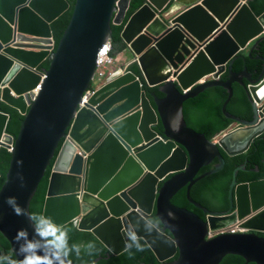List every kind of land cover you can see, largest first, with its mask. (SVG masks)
<instances>
[{
    "label": "water",
    "instance_id": "water-1",
    "mask_svg": "<svg viewBox=\"0 0 264 264\" xmlns=\"http://www.w3.org/2000/svg\"><path fill=\"white\" fill-rule=\"evenodd\" d=\"M249 1L144 0L121 33L140 75L129 69L132 64L109 72L80 107L94 86L98 54L113 40L112 25L124 24L133 0H76L53 52L52 23L69 10L68 0H0V101L24 116L14 136L7 132L10 115L0 110V149L12 147L0 189V233L16 262L32 256L41 258L39 264L69 262L29 212L51 165L41 217L90 232L107 257L141 239L160 264H220L227 255L264 264V177L237 183L245 165L235 168L225 211L190 197L197 182L223 169L220 150L229 157L244 154L264 133V60L257 80L246 70L232 72L234 60L246 50L250 57L264 40V13L256 16ZM46 61L49 68H41ZM234 84L245 90L251 120L226 112ZM153 87L162 97L143 90ZM214 87L227 92L221 113L234 127L207 140L187 126L183 104ZM250 128L258 130L241 149L227 148L228 133ZM182 189L204 218L171 203ZM153 215L158 223L151 222ZM236 223L245 232L206 238L208 231Z\"/></svg>",
    "mask_w": 264,
    "mask_h": 264
},
{
    "label": "trees",
    "instance_id": "trees-1",
    "mask_svg": "<svg viewBox=\"0 0 264 264\" xmlns=\"http://www.w3.org/2000/svg\"><path fill=\"white\" fill-rule=\"evenodd\" d=\"M76 0H68L70 8L56 21L52 23V30L56 46L63 36L72 17ZM144 0H133L131 8L126 16L124 24L121 26L112 25L113 40L111 56L116 57L120 53L129 50L128 46L123 42L121 33L125 23L131 15L143 4ZM249 7L252 12L259 16L264 13V0H250ZM264 60V40H262L255 50L252 51L250 57L247 52H242L232 64V72L235 74L246 70L252 80H257L262 72ZM50 61H46L41 68H49ZM131 71L140 75V70L137 64H132L129 68ZM228 73L225 72L221 79L226 81ZM245 86L247 85L244 82ZM149 94L154 92L158 97H162L157 90V87L143 88ZM233 97L226 107V112L240 120H251L250 104L246 97L243 87L234 84L232 86ZM228 94L220 88H209L198 96L188 99L183 104V116L188 127L196 132L202 133L207 140H212L220 132L226 131L234 123L232 120H227L221 113V108L226 101ZM0 110L10 115V120L7 126V132L16 136L19 132L20 125L24 116L16 109L8 106L0 101ZM154 129L160 133L162 126L158 123ZM221 155L224 159L223 169L213 175L203 178L197 182L190 190V197L196 202L209 210L224 211L228 206V189L232 180V173L235 168L245 165L244 171L237 172L236 182H249L261 179L264 177V133L257 137L249 147V149L241 155L229 157L222 150ZM12 154L7 148L0 149V189L6 180V173L9 168ZM217 160L200 170L203 173L211 169ZM51 165L48 167L44 176L40 180L35 194L33 195L29 212L31 219L40 231L45 230L48 225H52L57 229L56 235L61 232L65 233L66 246L58 251L69 261L74 264H160L151 250L141 239L129 240L126 251L118 256L107 257L108 251L106 248L90 233L78 230L77 226L69 222L63 226H55L41 217L42 207L44 203L47 178ZM259 169L260 172H252L251 170ZM171 203L178 207L186 208L199 217L204 218L203 213L189 204L186 199L185 189L180 190L172 199ZM151 222L155 224L156 218H152ZM45 236V235H44ZM264 236V234H262ZM55 247L53 242L55 237L45 236ZM143 249L140 251L139 249ZM65 252L67 255H65ZM177 256L171 260H175ZM100 258L98 261L96 259ZM16 261L10 245L5 237L0 233V264H13ZM246 261L241 256L227 255L220 264H245ZM255 264V263H250Z\"/></svg>",
    "mask_w": 264,
    "mask_h": 264
},
{
    "label": "built area",
    "instance_id": "built-area-1",
    "mask_svg": "<svg viewBox=\"0 0 264 264\" xmlns=\"http://www.w3.org/2000/svg\"><path fill=\"white\" fill-rule=\"evenodd\" d=\"M53 50L56 48V42L55 39H53ZM111 52H112V43L111 41L107 42L103 48L100 50L98 57H97V69L95 72V77L93 79V83L94 86L89 88V90H87L85 92V94L82 97V103L80 104V107H83L85 105V103L88 101V99L95 93L96 89L101 86L103 84V78L109 73V72H113L116 69H110L107 71H99L104 65H106L107 63L109 64H114L115 62H117L118 59H114V57L111 56ZM137 63V58H134L132 64ZM44 78V76H43ZM40 90V86L37 87L35 90L32 91V93L34 94V98L33 100L36 98L38 92ZM186 91H184L185 93ZM9 151L12 150V147L8 148ZM241 232H245V230L240 229L239 228V223H236L235 225L226 228V229H221V230H217V231H208L207 233V239H211L213 237H216L218 235L221 234H225V233H231V234H235V233H241Z\"/></svg>",
    "mask_w": 264,
    "mask_h": 264
},
{
    "label": "clouds",
    "instance_id": "clouds-1",
    "mask_svg": "<svg viewBox=\"0 0 264 264\" xmlns=\"http://www.w3.org/2000/svg\"><path fill=\"white\" fill-rule=\"evenodd\" d=\"M13 199L14 198H10L9 202H12ZM15 211H16V214H20L21 210L17 207L15 209ZM56 232H57V229L55 227H53L52 225H48L45 230L41 231V234L45 235V236H49L50 235V236L55 237V240L53 242L56 244V247L63 249L66 246L65 233L61 232L60 235H56ZM19 235H25V231L21 230L19 232ZM31 247H33V245L30 244L29 248H31ZM139 250L143 251L142 248L139 249ZM65 255H67L66 252H65ZM40 260H41V258L32 256V257L26 258L24 261H21V262L13 261V264H39ZM47 264H51V261L50 260L47 261ZM61 264H65V262L61 261ZM68 264H71V261H69Z\"/></svg>",
    "mask_w": 264,
    "mask_h": 264
},
{
    "label": "bare ground",
    "instance_id": "bare-ground-1",
    "mask_svg": "<svg viewBox=\"0 0 264 264\" xmlns=\"http://www.w3.org/2000/svg\"><path fill=\"white\" fill-rule=\"evenodd\" d=\"M184 3L192 2L193 0H181ZM179 5L177 4L173 12L177 11L179 9ZM172 12V11H171ZM264 93V89H262L259 92V95H262ZM255 128L245 129V130H237L233 131L231 133H228L224 138V143L226 144L227 148L229 150H238L241 149L245 143L247 142L248 138L253 134V132L257 131Z\"/></svg>",
    "mask_w": 264,
    "mask_h": 264
},
{
    "label": "rangeland",
    "instance_id": "rangeland-1",
    "mask_svg": "<svg viewBox=\"0 0 264 264\" xmlns=\"http://www.w3.org/2000/svg\"><path fill=\"white\" fill-rule=\"evenodd\" d=\"M128 51L129 50H126V51L120 53L119 55H117L116 57H114V59H118L120 56L124 57L125 59H129V57L131 58L132 54L130 53V51L129 52ZM117 65H118V62H115L114 64L107 63L99 71H107V70L113 69L114 67L117 68ZM232 127H234L233 124H232V126L230 128H232ZM215 140H218V138L215 139Z\"/></svg>",
    "mask_w": 264,
    "mask_h": 264
},
{
    "label": "crops",
    "instance_id": "crops-1",
    "mask_svg": "<svg viewBox=\"0 0 264 264\" xmlns=\"http://www.w3.org/2000/svg\"><path fill=\"white\" fill-rule=\"evenodd\" d=\"M130 51V50H129ZM128 51V52H129ZM247 52V50H246ZM130 53L132 54V52L130 51ZM134 55L132 54L131 58L129 57V59H125L124 57L120 56L117 60L118 62V65H117V68L114 67V69H118L119 67H122V66H128L129 64H132L133 60H134Z\"/></svg>",
    "mask_w": 264,
    "mask_h": 264
},
{
    "label": "flooded vegetation",
    "instance_id": "flooded-vegetation-1",
    "mask_svg": "<svg viewBox=\"0 0 264 264\" xmlns=\"http://www.w3.org/2000/svg\"><path fill=\"white\" fill-rule=\"evenodd\" d=\"M199 174H200V172H199ZM224 211H225V210H224ZM152 218H156V217L153 215ZM152 218H151V219H152ZM155 223H158V220H157V222H155Z\"/></svg>",
    "mask_w": 264,
    "mask_h": 264
}]
</instances>
